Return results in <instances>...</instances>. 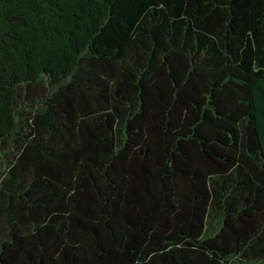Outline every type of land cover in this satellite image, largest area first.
I'll return each instance as SVG.
<instances>
[{
    "label": "trees",
    "instance_id": "1",
    "mask_svg": "<svg viewBox=\"0 0 264 264\" xmlns=\"http://www.w3.org/2000/svg\"><path fill=\"white\" fill-rule=\"evenodd\" d=\"M0 264H264V0H0Z\"/></svg>",
    "mask_w": 264,
    "mask_h": 264
}]
</instances>
